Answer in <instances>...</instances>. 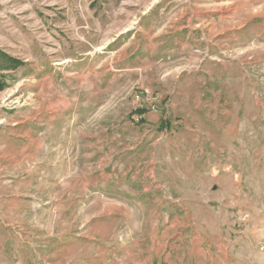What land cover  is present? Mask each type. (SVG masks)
Listing matches in <instances>:
<instances>
[{
	"label": "rangeland",
	"instance_id": "374dc122",
	"mask_svg": "<svg viewBox=\"0 0 264 264\" xmlns=\"http://www.w3.org/2000/svg\"><path fill=\"white\" fill-rule=\"evenodd\" d=\"M121 1L0 0V264H264V0Z\"/></svg>",
	"mask_w": 264,
	"mask_h": 264
},
{
	"label": "crops",
	"instance_id": "0c3cea01",
	"mask_svg": "<svg viewBox=\"0 0 264 264\" xmlns=\"http://www.w3.org/2000/svg\"><path fill=\"white\" fill-rule=\"evenodd\" d=\"M90 1L91 0H89V3L87 4V6L81 8V11H83L84 13L85 12L94 13L95 15H98L102 11H103V14H110L106 10V8L114 9L115 6H119L118 0H104L105 3L101 2V0H92L91 2ZM123 3H124V0L120 2V4H123ZM156 3L157 2L155 1H152V3H148V8L145 11H143V9L145 8L144 5L140 3L139 4L136 3L135 4L136 8L133 9L131 13L130 12L128 13L126 10H124V12L127 14H131L133 16L134 14L140 15L139 21L147 25L146 23L150 21L151 19L149 17L147 19L143 17L154 14V8L157 7V6H154V4ZM162 10H164L165 12L168 10V7L161 9L159 12H161ZM176 11L180 13V6L176 8ZM85 75H89L87 78H90V76L93 75V73H89V72L82 73L81 80L82 78H84ZM104 77L105 76L102 77L100 83L98 84V87H95L94 85L91 87L89 86L84 87L83 86L84 82L82 80L81 87H77L76 89L75 88L71 89L72 91H74L73 98L68 102V104L64 108V111H65L64 117L67 116L71 121L74 120L76 117H78V119L80 120H83L85 118L84 116L85 112H88V111L97 112L100 108H102V106H105L106 87L104 86ZM87 83L90 84L89 82ZM158 121H161V117L159 116L158 113L147 114L146 122L149 123L150 126H151V123L154 124V123H157Z\"/></svg>",
	"mask_w": 264,
	"mask_h": 264
},
{
	"label": "built area",
	"instance_id": "2783aa9c",
	"mask_svg": "<svg viewBox=\"0 0 264 264\" xmlns=\"http://www.w3.org/2000/svg\"><path fill=\"white\" fill-rule=\"evenodd\" d=\"M138 98V97H137ZM147 104V105H146ZM149 107V109H152V110H155L156 108H155V106L154 105H148V103L147 102H144V105H141V109L142 108H144V109H146V107ZM140 120H142V118H137L135 121L136 122H140Z\"/></svg>",
	"mask_w": 264,
	"mask_h": 264
}]
</instances>
